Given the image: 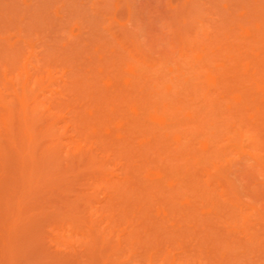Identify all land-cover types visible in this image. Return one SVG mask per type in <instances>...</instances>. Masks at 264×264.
Returning a JSON list of instances; mask_svg holds the SVG:
<instances>
[{"label": "rangeland", "instance_id": "rangeland-1", "mask_svg": "<svg viewBox=\"0 0 264 264\" xmlns=\"http://www.w3.org/2000/svg\"><path fill=\"white\" fill-rule=\"evenodd\" d=\"M263 60L264 0H0V264H264Z\"/></svg>", "mask_w": 264, "mask_h": 264}, {"label": "bare ground", "instance_id": "bare-ground-1", "mask_svg": "<svg viewBox=\"0 0 264 264\" xmlns=\"http://www.w3.org/2000/svg\"><path fill=\"white\" fill-rule=\"evenodd\" d=\"M261 65L263 66L262 67L263 69H261L260 72L257 71L256 73H253L249 78L240 80L238 84L234 85L237 91L236 99L240 104L242 102V107L245 109H249V107L255 103V99H252L251 102L249 100L248 101L246 100V97L248 96V93L251 92V90L254 89L258 92H264V60L261 63ZM211 78L212 75L209 74L208 79ZM262 103H264L263 100ZM254 108L259 110V107L257 105L254 106ZM2 109L5 112L7 110V107L3 106ZM22 109H23V120L20 126V138L24 141V145L22 147V150H20L21 154L23 155L20 161V179L22 185L21 190H26L27 185H29L28 182L30 183L31 179L38 177L42 174L41 168L42 165L45 163V161L36 159L35 154L33 153L37 141L33 129V123L37 122L38 120L31 119V117H29L28 107H26L24 104H22ZM3 116L4 117L1 118L2 122L0 123V159H3L4 146H5L4 144L15 143L19 135V134L17 135V133H15V131L12 130V125H11L12 122L8 115V110ZM55 126H57L55 123L48 124L45 133H51V135H54ZM62 141H63L62 138L56 137L52 140L51 144L53 145V147H55L57 144L61 143ZM16 235H18V231L12 225V222H10L6 226V230L4 232V238L10 239L16 237ZM2 236H3V232L1 233L0 231V237ZM5 252L6 250L3 253Z\"/></svg>", "mask_w": 264, "mask_h": 264}]
</instances>
